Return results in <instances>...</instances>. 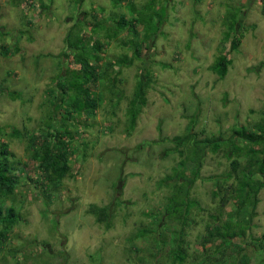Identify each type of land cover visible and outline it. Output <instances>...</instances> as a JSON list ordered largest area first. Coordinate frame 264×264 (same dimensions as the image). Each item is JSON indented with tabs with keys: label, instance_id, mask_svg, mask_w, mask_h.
<instances>
[{
	"label": "rangeland",
	"instance_id": "rangeland-1",
	"mask_svg": "<svg viewBox=\"0 0 264 264\" xmlns=\"http://www.w3.org/2000/svg\"><path fill=\"white\" fill-rule=\"evenodd\" d=\"M122 15L140 23L138 35L118 33ZM137 46L142 57L129 65ZM223 55L231 60L225 78L213 70ZM79 59L100 64L90 94L106 101L70 120L69 105L83 99L60 88L84 80ZM140 82L147 103L132 126ZM192 121L199 138L264 121L262 0H0V141L25 171L8 202L22 220L2 244L0 264H264V189L250 222L252 207L239 216L234 202L220 209L226 190L215 197L217 184L235 182L224 181L232 160L223 153L204 157L186 225L177 219L186 207L172 213L186 200L174 196V183L194 179L186 169L194 154L191 143L183 156L170 139ZM48 129L70 131L76 176L46 191L29 146ZM228 213L247 235L228 248L203 245L208 225Z\"/></svg>",
	"mask_w": 264,
	"mask_h": 264
},
{
	"label": "trees",
	"instance_id": "trees-1",
	"mask_svg": "<svg viewBox=\"0 0 264 264\" xmlns=\"http://www.w3.org/2000/svg\"><path fill=\"white\" fill-rule=\"evenodd\" d=\"M114 1L115 3H118L123 2L124 0ZM262 2L264 5V0H262ZM138 24L140 23L137 22V20L131 22L125 15H122L118 23V27L120 28L118 33H121L127 28L133 31L135 35H138ZM234 37L235 40H233L234 45L232 48L236 49V46H239L241 43V38H238L237 35ZM225 40H231V36L227 37ZM145 45L143 44V46ZM2 49L3 51H6V55L10 54L9 50L3 47ZM140 50L141 48L137 46L133 53V61L129 65H132L135 60H139L142 57V52ZM230 64L231 60L226 55H223L222 58L217 60L213 70L218 73L221 78H225ZM77 65L80 66L78 74H83L84 80L72 79L73 83L71 81L70 84H65L63 88H60L62 92H66V89L67 91H74L77 96L83 99L80 100L78 98L79 100L75 102V104L69 105V111L66 113L71 115L70 120L74 119L73 116L82 115L84 112L87 114L96 113L98 105H102L106 101L101 93L96 95L90 94L92 86H95L99 81L97 80V77L101 76L99 72V68L101 67L100 64L92 65L89 62H84L82 59H79L77 60ZM112 69L113 64H108L105 75L112 71ZM109 83L113 85L115 84V81H109ZM141 85L142 83L140 82V85L137 87L136 97L130 105L132 108L129 113V122L132 126H137L141 107L147 103V100L142 93ZM113 94H115V92ZM55 111H57V109ZM196 123V121H192L184 136L177 135L170 139V142L174 144V149L181 155L185 156V148L188 146V143L192 144L191 147L193 148L192 152L194 154V156H187V159L191 160L192 163L188 162L186 165L185 157L182 160L181 165H186L187 170L188 168L190 169L194 179L191 180L190 183L186 179L182 182L174 183L176 190L174 196L179 198L184 197L186 200H183V203L182 201H180L181 203L175 201V207L172 209V213L175 212L177 208L186 207L184 210L186 217H177L178 221L182 222L184 226L186 225L187 215L189 214L190 209L194 207H191L188 203L190 201L191 189L193 183L198 180L200 176L204 157H207L208 153L214 155L223 153L226 157L232 160V171L224 176V181L235 180V182L229 187H225L219 182L217 184V189L214 191L215 197H218L221 194L220 188L226 190L224 194L227 196H222L221 199L223 201L220 209H226L228 204L234 202L237 208V210H235L237 216L241 215L247 207H252L250 212L245 211L247 214L245 217L248 219L244 218V220L250 222L254 210L259 204V195L264 189V121L256 123L251 128L246 126L235 127L227 138L221 136L199 138L198 135L194 133ZM48 130L49 131L46 132L47 134L43 140H40L41 142L39 141V138L32 136L31 145L29 144V148L33 151L31 162L37 167V171L40 175L39 183L46 191L57 187L63 180H65V178L76 176L73 174V169L70 163V158L74 155L70 147L72 143L69 139L66 140L68 136H71L69 135L70 131ZM15 136L19 137L18 134H15ZM8 147V144L0 141V249H2V244L10 240V233L22 220L21 212L16 209L17 206L13 203V205H9L8 202L15 200L14 198L20 183L21 174H24L25 171L24 167L19 166V164L16 163V160L14 159L15 156L9 151ZM186 149H188V147ZM190 157L192 158L190 159ZM242 159H244V163L241 161ZM184 175H186V173L181 172L179 178L184 177ZM193 203L199 205V202L194 201ZM95 207L96 206H92L88 212L90 211L93 213ZM102 212L103 214L100 215L103 216L97 219L99 223L105 221L106 212ZM227 217L228 218L222 224L218 222V217H216L213 220L214 223L208 225L207 235L203 237V245H208L220 240L222 243L221 248H228L232 247L231 243L235 238L247 235L248 230L244 229L243 226H240V224L237 223L238 221L234 222L232 214L228 213ZM260 245L261 242L259 241L256 247L258 248ZM237 249L240 250L241 253L244 248L239 246ZM183 261L184 260L180 262ZM246 263H248V261L247 259H244L242 264Z\"/></svg>",
	"mask_w": 264,
	"mask_h": 264
}]
</instances>
